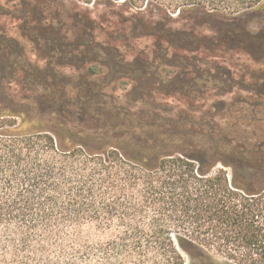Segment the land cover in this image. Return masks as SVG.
Returning <instances> with one entry per match:
<instances>
[{
  "label": "trees",
  "instance_id": "16d2710c",
  "mask_svg": "<svg viewBox=\"0 0 264 264\" xmlns=\"http://www.w3.org/2000/svg\"><path fill=\"white\" fill-rule=\"evenodd\" d=\"M0 264H264V0H0Z\"/></svg>",
  "mask_w": 264,
  "mask_h": 264
},
{
  "label": "rangeland",
  "instance_id": "374dc122",
  "mask_svg": "<svg viewBox=\"0 0 264 264\" xmlns=\"http://www.w3.org/2000/svg\"><path fill=\"white\" fill-rule=\"evenodd\" d=\"M249 18V17H248ZM237 61L239 63H242L244 64L246 61H249L248 58L244 55H238L237 57ZM79 69H77V71L74 70V68H72L73 70H71L70 67H66V68H60L58 69V71L62 72L63 74H67V75H72L73 77L77 78V79H80L81 76H84V74H87L88 69L87 67H84V68H81V65L78 66ZM91 73V72H90ZM64 78V76H63ZM129 85L127 87H121L117 90V94L119 96H123L129 89ZM108 92H111V88H108L107 89ZM157 98V101L158 102H169V104H171L172 106L176 105V104H180V100L179 99H176V98H173V97H169V98H166V97H163V96H160V95H157L156 96Z\"/></svg>",
  "mask_w": 264,
  "mask_h": 264
}]
</instances>
